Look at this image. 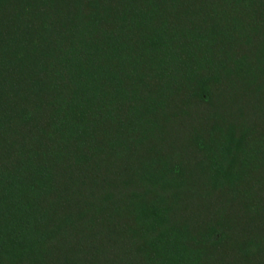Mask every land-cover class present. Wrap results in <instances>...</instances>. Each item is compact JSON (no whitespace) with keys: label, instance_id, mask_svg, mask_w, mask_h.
<instances>
[{"label":"trees","instance_id":"1","mask_svg":"<svg viewBox=\"0 0 264 264\" xmlns=\"http://www.w3.org/2000/svg\"><path fill=\"white\" fill-rule=\"evenodd\" d=\"M0 264H264V0H0Z\"/></svg>","mask_w":264,"mask_h":264}]
</instances>
